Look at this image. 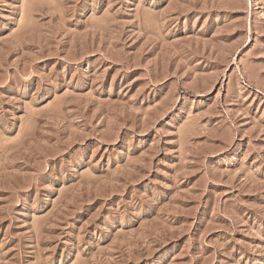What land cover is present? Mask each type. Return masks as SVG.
<instances>
[{"label":"rangeland","instance_id":"obj_1","mask_svg":"<svg viewBox=\"0 0 264 264\" xmlns=\"http://www.w3.org/2000/svg\"><path fill=\"white\" fill-rule=\"evenodd\" d=\"M0 264H264V0H0Z\"/></svg>","mask_w":264,"mask_h":264}]
</instances>
